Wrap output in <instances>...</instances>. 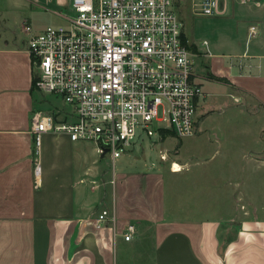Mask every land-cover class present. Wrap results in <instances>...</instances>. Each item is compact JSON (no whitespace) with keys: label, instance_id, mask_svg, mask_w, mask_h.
I'll list each match as a JSON object with an SVG mask.
<instances>
[{"label":"crops","instance_id":"obj_1","mask_svg":"<svg viewBox=\"0 0 264 264\" xmlns=\"http://www.w3.org/2000/svg\"><path fill=\"white\" fill-rule=\"evenodd\" d=\"M14 1L17 6L18 1L26 6L32 2ZM47 1L55 16L66 19L62 10L70 8L71 0ZM227 4V12L219 15L230 17L226 38L196 42L185 34L195 53L193 78L202 88L196 131L207 112L228 105L232 97H250L264 105V0L260 5L238 0ZM1 10L0 4V264H264V216L249 215L244 205L233 208L239 211L235 215H197L190 186L172 188L187 204H174L173 199L170 205L164 172L113 170L107 176L98 168L103 155L94 141L47 132L37 179L31 116L40 108L29 34L23 25L18 28L2 18ZM24 19L31 22L29 16ZM251 25L258 34L249 38ZM85 145L95 159L79 171V149ZM146 146L139 140L127 151L133 152V162ZM152 155L151 149L147 159ZM147 162L143 166H158ZM170 171L176 177L182 170ZM105 208L114 213L115 222L98 228L96 219ZM219 208L228 210L226 205ZM129 223L136 230L126 240L123 232Z\"/></svg>","mask_w":264,"mask_h":264},{"label":"built area","instance_id":"obj_2","mask_svg":"<svg viewBox=\"0 0 264 264\" xmlns=\"http://www.w3.org/2000/svg\"><path fill=\"white\" fill-rule=\"evenodd\" d=\"M260 5L263 0H238ZM175 0H72L67 25L50 24L29 34L28 51L37 90L61 96L74 106L65 118L37 109L31 116L34 172L41 175L43 134L66 133L74 141H94L112 160L143 136L166 127L178 136L196 131L201 86L194 80V51L174 9ZM228 0H200L195 14L219 16ZM258 34L250 26L249 38ZM207 44V41H204ZM154 121L166 122L153 128ZM115 222L103 209L96 227ZM136 230L127 224L123 236Z\"/></svg>","mask_w":264,"mask_h":264},{"label":"rangeland","instance_id":"obj_3","mask_svg":"<svg viewBox=\"0 0 264 264\" xmlns=\"http://www.w3.org/2000/svg\"><path fill=\"white\" fill-rule=\"evenodd\" d=\"M31 1L29 6L18 1L17 6L14 0H0L2 18L10 19L13 26L19 28L24 24V18L29 16L31 18L29 23L35 26V30L44 29L50 24L67 25L66 19L55 16L50 11L52 4L47 0ZM199 1L175 0L174 3V9L181 18L187 38L196 42L204 37L217 38V42L219 39L223 40L226 32L225 22L230 20V17L195 14L193 8ZM62 12L65 15L74 14L71 6L63 8ZM230 13L229 9L228 15ZM226 37L227 35L224 38ZM221 50L225 51V48ZM36 99L39 108L45 113L56 114L60 118H65L74 110V106L65 102L61 96L37 88ZM203 122L201 129L199 127L194 135L178 136L169 128L158 129L159 125H166V122L154 121L153 128L158 130L150 137L140 138L147 146L136 153L134 162L133 152L122 154L115 163L110 154L105 153L104 156L101 154L98 156V168L107 172V176H111L113 170L162 171L165 173L169 204L173 203V199L174 204H187L185 196L176 197L172 188L180 187L186 190L190 186V189L192 188L190 197L194 198L196 205L191 208H196L194 213L197 215L214 216L219 213L235 215L239 211L233 208L238 206L241 208V205H244V210H248L246 213L249 215L264 216L263 103L250 97L240 99L232 97L228 105L213 107L207 112ZM151 149L152 160L158 165L154 169L143 166L144 160L146 162L148 160L147 163L152 161L147 159ZM79 155H82L79 157V171L95 159V154L88 145L82 150L79 149ZM175 162L180 164L182 171L181 174L172 177L170 170L174 168ZM107 188L111 190V185ZM224 205L228 210L219 208H223Z\"/></svg>","mask_w":264,"mask_h":264},{"label":"bare ground","instance_id":"obj_4","mask_svg":"<svg viewBox=\"0 0 264 264\" xmlns=\"http://www.w3.org/2000/svg\"><path fill=\"white\" fill-rule=\"evenodd\" d=\"M174 169L175 170H179L180 169V164H178L177 162H175Z\"/></svg>","mask_w":264,"mask_h":264},{"label":"trees","instance_id":"obj_5","mask_svg":"<svg viewBox=\"0 0 264 264\" xmlns=\"http://www.w3.org/2000/svg\"><path fill=\"white\" fill-rule=\"evenodd\" d=\"M33 86H35V77L33 78ZM160 131H163V129H160Z\"/></svg>","mask_w":264,"mask_h":264},{"label":"water","instance_id":"obj_6","mask_svg":"<svg viewBox=\"0 0 264 264\" xmlns=\"http://www.w3.org/2000/svg\"><path fill=\"white\" fill-rule=\"evenodd\" d=\"M106 152H107V148L104 149L102 155L104 156Z\"/></svg>","mask_w":264,"mask_h":264}]
</instances>
